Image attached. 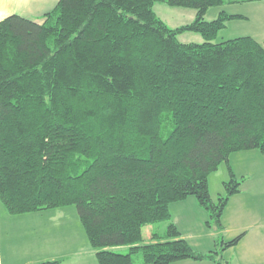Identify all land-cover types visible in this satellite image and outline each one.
<instances>
[{"label":"trees","instance_id":"16d2710c","mask_svg":"<svg viewBox=\"0 0 264 264\" xmlns=\"http://www.w3.org/2000/svg\"><path fill=\"white\" fill-rule=\"evenodd\" d=\"M259 0H58L36 21L0 20V202L11 215L74 206L97 264L208 260L238 235L193 249L169 205L193 196L221 230L239 191L230 154L257 149L264 161V41L214 42L239 14L213 6ZM196 10L168 27L153 5ZM198 33L202 42H181ZM228 169L224 194L208 177ZM237 181V182H236ZM169 221L143 243L147 224ZM217 242L221 243L218 250ZM128 246L131 253L111 248ZM48 260L38 264H59Z\"/></svg>","mask_w":264,"mask_h":264},{"label":"crops","instance_id":"0c3cea01","mask_svg":"<svg viewBox=\"0 0 264 264\" xmlns=\"http://www.w3.org/2000/svg\"><path fill=\"white\" fill-rule=\"evenodd\" d=\"M57 1L0 0V20L10 14H18L27 18L30 15L40 16L41 19L36 21H41L42 15L52 9ZM235 4L240 5V12L228 11ZM225 12L244 16L243 19L226 22L225 29L233 22L244 23L243 31L240 32L239 29L233 35L250 36L258 42L264 41V0L227 3ZM253 152L254 149L244 150L229 156L228 162L233 173L244 179L239 191L228 199L223 210L221 230L206 227L208 214L193 196L169 205L171 220L196 251L212 250L218 237L228 241L241 235L235 245L225 248L221 253L228 264H264V162ZM239 159L241 161H237ZM251 161L252 170L240 171L236 166ZM208 189L210 191L209 177ZM210 195L213 199L212 193ZM0 227L6 235L4 250L0 247V264H38L48 260H60L59 264H97L96 250L89 246L77 211L72 206L11 215L0 205ZM10 232L13 233V238L8 242ZM151 236L149 239L153 241ZM170 264L215 263L184 259Z\"/></svg>","mask_w":264,"mask_h":264},{"label":"rangeland","instance_id":"374dc122","mask_svg":"<svg viewBox=\"0 0 264 264\" xmlns=\"http://www.w3.org/2000/svg\"><path fill=\"white\" fill-rule=\"evenodd\" d=\"M239 7H240L239 4L232 5L229 7L231 9H228V11L234 12V13H239L240 12ZM153 10L157 14V16L170 28H175V27L185 25V24L192 22L194 20L195 14H196L195 9L184 8V7H172V6L167 5L164 2H156L153 5ZM221 10L225 11V4L222 6L210 7L206 11L204 17L208 21L213 20L214 18H216L218 12ZM37 16H39V15H37ZM30 19L40 20L41 18H40V16L36 17V15H30ZM243 25H244L243 22H233V24H230L229 27H227L226 29L223 28L222 30H220L218 32L216 38L214 39V42H220L223 40L235 38L238 35H233L234 32L239 30V29H240V32L243 31V29H244ZM178 39L180 41H183V42H202L203 41L202 37L198 33L190 32V31H186V32L179 34ZM254 151L255 152H253V153H256V155H259V157H261V160H263L260 152L257 149H254ZM248 153H251V152H248ZM237 161H241V160L239 159ZM248 164H250V165L248 166ZM236 166H238L237 168H239L240 171H244L247 169L248 170L253 169L252 161L246 162L244 165H236ZM228 177H229L228 169H227V165L225 163H221L218 166L217 170H215V172H213V174H211L209 176V185H210L209 193H212L214 200H216L217 196L219 195L218 193L221 192V194H224V188H223V183H222L223 181L222 180H225V178H226L225 181H227ZM222 178H224V179H222ZM0 205H2V204H0ZM72 209H75V207L72 206ZM168 223H169V221L163 220V221H159L156 223L145 225L142 229L143 243L150 241L149 238L151 236V233L163 235V233H165V231H166ZM12 235H13V233L10 232V235L8 236L9 237L8 242H11V240L13 238ZM5 236L6 235H4V232H2V229L0 227V247L3 250H4L5 245H6V244H4L5 243L4 237ZM221 246H222L221 243L217 242L218 250L221 248ZM214 248H212V250H214ZM111 249L116 253H123V254L132 252V250L128 246H116V247H112ZM222 252L223 251H221V253ZM222 257H223V255H222ZM132 258H133V261L135 264H143L142 257L140 255V253H134V254L132 253Z\"/></svg>","mask_w":264,"mask_h":264},{"label":"bare ground","instance_id":"6f19581e","mask_svg":"<svg viewBox=\"0 0 264 264\" xmlns=\"http://www.w3.org/2000/svg\"><path fill=\"white\" fill-rule=\"evenodd\" d=\"M237 182V181H236Z\"/></svg>","mask_w":264,"mask_h":264}]
</instances>
